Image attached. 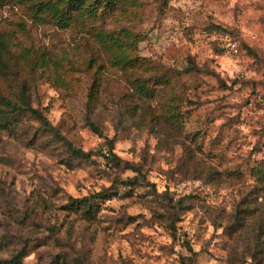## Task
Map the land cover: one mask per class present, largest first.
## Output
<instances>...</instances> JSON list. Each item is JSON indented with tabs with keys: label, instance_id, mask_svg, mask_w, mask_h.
<instances>
[{
	"label": "rangeland",
	"instance_id": "obj_1",
	"mask_svg": "<svg viewBox=\"0 0 264 264\" xmlns=\"http://www.w3.org/2000/svg\"><path fill=\"white\" fill-rule=\"evenodd\" d=\"M2 97L0 264H264V0H0Z\"/></svg>",
	"mask_w": 264,
	"mask_h": 264
},
{
	"label": "trees",
	"instance_id": "obj_2",
	"mask_svg": "<svg viewBox=\"0 0 264 264\" xmlns=\"http://www.w3.org/2000/svg\"><path fill=\"white\" fill-rule=\"evenodd\" d=\"M84 1L85 0H70V5H72V6H77L79 4L82 5L84 3ZM0 101L9 110L30 112L32 115H34L36 118H38L43 123L45 128H48V129H51L52 131H54V134L64 142V144L68 147V149L71 151L72 154L83 157V158H88L89 156L92 155L91 151H84L83 149L74 146L70 141H68L63 136H61L60 132L58 130L54 129L53 127H51V125L46 121L45 117L43 116V114L38 109L33 108L31 106H28V105L27 106H18L16 104L12 103L9 99L3 98V97L0 98ZM87 122H88L89 127L93 131L98 132V128L95 126V124L89 118L87 119ZM110 152H111V148H110ZM111 156L112 157H110V158H117V156L114 153H111ZM125 165L128 166L129 168H131L134 172H136L137 175H141L142 179L144 178L141 171H140V168L138 166L131 164V163H128V162H126ZM80 200H81L83 206H86V207L91 206L89 197L86 196ZM172 236H175V228L174 227H172ZM183 245L187 249V251L190 253V256L187 259L189 261H192V257L196 254V252L193 251L192 247L190 246V244L187 240H185L183 242Z\"/></svg>",
	"mask_w": 264,
	"mask_h": 264
},
{
	"label": "built area",
	"instance_id": "obj_3",
	"mask_svg": "<svg viewBox=\"0 0 264 264\" xmlns=\"http://www.w3.org/2000/svg\"><path fill=\"white\" fill-rule=\"evenodd\" d=\"M232 48H233L234 51H237L236 47L233 46Z\"/></svg>",
	"mask_w": 264,
	"mask_h": 264
}]
</instances>
